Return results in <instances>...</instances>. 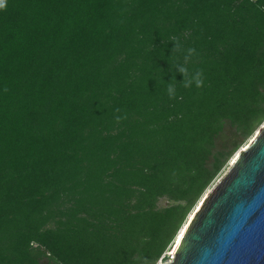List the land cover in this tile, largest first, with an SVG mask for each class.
Wrapping results in <instances>:
<instances>
[{"label": "trees", "instance_id": "trees-1", "mask_svg": "<svg viewBox=\"0 0 264 264\" xmlns=\"http://www.w3.org/2000/svg\"><path fill=\"white\" fill-rule=\"evenodd\" d=\"M261 8L264 0H7L0 264L168 261L206 189L264 122Z\"/></svg>", "mask_w": 264, "mask_h": 264}, {"label": "water", "instance_id": "water-1", "mask_svg": "<svg viewBox=\"0 0 264 264\" xmlns=\"http://www.w3.org/2000/svg\"><path fill=\"white\" fill-rule=\"evenodd\" d=\"M244 147L162 264H264V126Z\"/></svg>", "mask_w": 264, "mask_h": 264}, {"label": "clouds", "instance_id": "clouds-1", "mask_svg": "<svg viewBox=\"0 0 264 264\" xmlns=\"http://www.w3.org/2000/svg\"><path fill=\"white\" fill-rule=\"evenodd\" d=\"M6 2H7V0H0V10H3V9L6 8ZM261 10L264 11V8H261ZM174 44H175V47L174 48L176 50H179L180 47H181L179 41H176ZM193 53H195V49L194 48H189L188 49V55H186L184 57L185 62H187L190 59V57H191V55ZM180 70H181V72L183 74H185V81L182 82L183 83V86L185 88L190 87L192 85V83L187 81V72H188L187 68L186 67H182ZM193 80H194V83H195L196 87L199 88V87H202L203 86L202 69L201 70H197L195 72L194 77H193ZM167 90H168L169 98H174L175 97V89H174V86L172 84H168ZM119 111H120V109L117 108L116 109V112H119ZM126 118H127L126 115L123 116V117L116 116L115 117V120H116L117 123H119L122 119H126Z\"/></svg>", "mask_w": 264, "mask_h": 264}, {"label": "rangeland", "instance_id": "rangeland-1", "mask_svg": "<svg viewBox=\"0 0 264 264\" xmlns=\"http://www.w3.org/2000/svg\"><path fill=\"white\" fill-rule=\"evenodd\" d=\"M264 126V122L258 127V129L254 132V134L251 136V137H249L248 138V141L246 142V144L247 143H250L251 141H252V139L259 133V131H260V129L262 128ZM246 144H244L242 147H244ZM242 147H240L239 149H238V151L242 148ZM237 154V151H236V153H234V155H233V157L235 156ZM232 157V158H233ZM232 158L229 160V162L226 164V166L224 167V169H223V171L222 172H220V174H218V176H217V178H216V180L214 181V183L210 186V187H208L207 189H206V191H205V193L204 194H206L211 188H212V186L225 174V172L228 170V168L230 167V165H231V160H232ZM203 197V196H202ZM201 197V198H202ZM201 200V199H200ZM169 204V201H167V199H165V198H162L160 201H159V203H158V206L159 207H165V206H167ZM197 205H198V203H197ZM196 208V207H195ZM194 211V210H193ZM192 211V212H193ZM186 223V222H185ZM173 245H174V243H173ZM173 245H172V247H173ZM171 247V248H172ZM171 253H172V250H171ZM164 261H162V260H158V264L160 263H163Z\"/></svg>", "mask_w": 264, "mask_h": 264}, {"label": "bare ground", "instance_id": "bare-ground-1", "mask_svg": "<svg viewBox=\"0 0 264 264\" xmlns=\"http://www.w3.org/2000/svg\"><path fill=\"white\" fill-rule=\"evenodd\" d=\"M244 148H245V147H244ZM237 156H238V151H237V154L232 158L231 162H233ZM207 193H208V192H207ZM207 193H206V194H207ZM206 194H205V195L201 198V200L198 202V205L196 206L195 209H198V207L202 204V202H203V200H204ZM195 209H194V211H195ZM192 216H193V212L189 215V217H188V221L192 218ZM188 221L185 223V225H183V227L181 228V230H180L179 233L177 234L176 239H175V242H174V245H173V247L171 248L172 253H175V249H176V247H177V245H178V243H179V241H180V239H181V237H182V235H183V233H184V231H185V229H186V226H187ZM159 264H160V263H159ZM161 264H162V263H161Z\"/></svg>", "mask_w": 264, "mask_h": 264}, {"label": "built area", "instance_id": "built-area-1", "mask_svg": "<svg viewBox=\"0 0 264 264\" xmlns=\"http://www.w3.org/2000/svg\"><path fill=\"white\" fill-rule=\"evenodd\" d=\"M167 255L169 256V260L168 261H170L173 258V254L171 253V251H169Z\"/></svg>", "mask_w": 264, "mask_h": 264}]
</instances>
